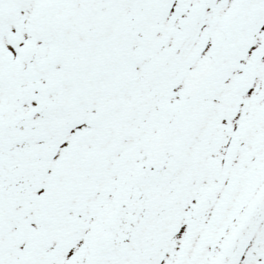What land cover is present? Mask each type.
Masks as SVG:
<instances>
[{"label":"snow or ice","instance_id":"obj_1","mask_svg":"<svg viewBox=\"0 0 264 264\" xmlns=\"http://www.w3.org/2000/svg\"><path fill=\"white\" fill-rule=\"evenodd\" d=\"M0 264H264V0H0Z\"/></svg>","mask_w":264,"mask_h":264}]
</instances>
